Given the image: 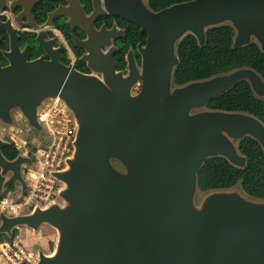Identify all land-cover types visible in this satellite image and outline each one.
Here are the masks:
<instances>
[{"label":"water","instance_id":"obj_1","mask_svg":"<svg viewBox=\"0 0 264 264\" xmlns=\"http://www.w3.org/2000/svg\"><path fill=\"white\" fill-rule=\"evenodd\" d=\"M105 5L102 12L147 32L139 45L141 65L130 49L127 71L117 68L113 40L120 33L97 30L96 11L89 37L76 42L87 50L82 58L91 73L58 58L10 55V65H0V122L18 125V112L48 135L38 114L56 102L68 109L75 128L72 154L52 173L60 183L57 197L28 213L1 211L0 235L12 237L20 225L55 228L53 252L39 246L34 264H264V199L239 185L206 192L198 185L211 157L246 167L241 139L253 137L264 150L262 119L207 106L243 80L264 99V77L243 66L184 84L174 79L178 44L188 34L204 46L209 28L231 25L234 47L256 42L264 52V0H189L156 11L148 0ZM9 143L0 135L3 188L19 182L24 195L22 167L32 158H6Z\"/></svg>","mask_w":264,"mask_h":264},{"label":"trees","instance_id":"obj_2","mask_svg":"<svg viewBox=\"0 0 264 264\" xmlns=\"http://www.w3.org/2000/svg\"><path fill=\"white\" fill-rule=\"evenodd\" d=\"M182 1L189 0H149V3L154 9H161ZM234 35L235 29L231 25L209 28L204 46L199 44L193 34L186 35L178 44L180 62L175 69V83L184 84L191 80L205 79L243 66L254 68L264 77V52L256 42L234 47ZM136 41L135 39L133 44H136ZM127 49L123 47L115 56L118 69L127 67ZM207 106L226 111L249 112L264 121V99L255 96L247 80L210 100ZM239 149L247 157L246 167H237L222 156L211 157L204 163L198 172V185L202 192L239 185L247 194L264 199L263 147L255 138L247 136L239 141ZM3 153L7 158L13 159L19 154V149L10 143L4 147ZM16 233L17 228L14 229L13 235ZM8 237L7 234L0 235V243Z\"/></svg>","mask_w":264,"mask_h":264},{"label":"flooded vegetation","instance_id":"obj_3","mask_svg":"<svg viewBox=\"0 0 264 264\" xmlns=\"http://www.w3.org/2000/svg\"><path fill=\"white\" fill-rule=\"evenodd\" d=\"M148 6L152 10H160L154 9L149 0ZM105 9V0H0V65L2 67L10 65V55L24 56L28 61L39 58L45 60L58 58L67 66H73L81 72L91 73L92 69L87 60L82 58L87 50L77 46L76 42L89 37L88 27L91 20L89 17L95 11L96 16L93 23L97 30L103 27L107 29L116 27L120 33V36L113 40L118 48L114 57L122 51L123 47L128 48L125 53L127 67L122 70L127 71V53L130 49L134 50L136 61L141 65L142 56L139 52V45L146 43L147 32H143L140 26L121 16L102 12ZM56 11L59 13L53 16L51 24L47 25L51 14ZM135 39L136 44H133ZM102 49L106 51L108 48L103 46ZM21 118L25 121L23 117ZM23 130L25 132L32 130L34 135L41 136L42 134L29 127L26 121ZM19 154L23 153L19 150ZM24 155L32 157V151ZM0 178H3L1 170ZM16 183L20 185L19 182Z\"/></svg>","mask_w":264,"mask_h":264},{"label":"built area","instance_id":"obj_4","mask_svg":"<svg viewBox=\"0 0 264 264\" xmlns=\"http://www.w3.org/2000/svg\"><path fill=\"white\" fill-rule=\"evenodd\" d=\"M38 118L48 135L41 134L44 142L33 148L32 162L23 167L28 188L23 195L22 204L33 207L37 203L47 204L57 197L60 183L52 173L65 167L66 159L73 152L75 137L71 114L63 104L54 102L43 106ZM30 255L17 235L0 243V257L7 264H34L36 259H32Z\"/></svg>","mask_w":264,"mask_h":264},{"label":"rangeland","instance_id":"obj_5","mask_svg":"<svg viewBox=\"0 0 264 264\" xmlns=\"http://www.w3.org/2000/svg\"><path fill=\"white\" fill-rule=\"evenodd\" d=\"M15 117L18 121V125L16 126L6 125L0 122V135L5 140L14 143L19 148L21 153L26 154L29 151H32V149L37 145H40L42 142H44L43 137L40 135H34L32 130L31 132H25L23 130L25 121H23L21 118L22 116L20 113L17 112ZM4 179L6 180V177L0 179V194L3 195L0 196V203L1 201H4L0 204V212L4 211L6 214L11 216L32 211V205L22 204L23 195L21 194V185L15 182L6 188H3ZM16 235L22 239L27 252L31 253L30 257H32V259H36L37 261V248L39 246L42 247V249L47 253L53 252L57 232L55 228L44 223L41 225L38 231H35L34 229H31L25 225H20L17 227V233L12 237H15ZM0 264L7 263L0 257Z\"/></svg>","mask_w":264,"mask_h":264}]
</instances>
